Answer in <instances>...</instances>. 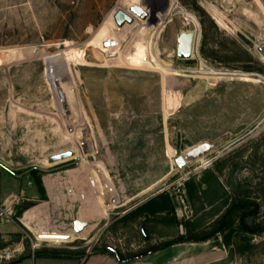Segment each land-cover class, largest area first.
I'll use <instances>...</instances> for the list:
<instances>
[{
  "label": "rangeland",
  "instance_id": "1",
  "mask_svg": "<svg viewBox=\"0 0 264 264\" xmlns=\"http://www.w3.org/2000/svg\"><path fill=\"white\" fill-rule=\"evenodd\" d=\"M122 4L0 0V167L26 198L31 185L44 196L36 176L71 168L85 210L104 214L91 231L36 238L38 249L24 238L26 251L133 258L172 242L171 264H264V0H139L148 17L117 26ZM144 28L172 72L149 47L151 64L124 60ZM102 30L121 42L112 59L91 41ZM80 48L83 62L65 60ZM161 193L173 210L138 211Z\"/></svg>",
  "mask_w": 264,
  "mask_h": 264
},
{
  "label": "crops",
  "instance_id": "2",
  "mask_svg": "<svg viewBox=\"0 0 264 264\" xmlns=\"http://www.w3.org/2000/svg\"><path fill=\"white\" fill-rule=\"evenodd\" d=\"M71 168L59 169L41 174V184L45 198H39L32 185L27 188L30 197L26 200L32 203L18 216L14 223L0 225V246L16 248L23 243L21 255L7 264H171L172 254L161 257L169 248H160L148 254L120 261L115 254L109 251H95L87 255L57 252L63 256L38 255L26 251L22 239V231L25 230L31 236L32 241L51 239L55 236L69 233H83L91 231L104 214L101 207L96 204L94 213L86 211L84 204L87 201V190L83 176L76 178ZM11 178L5 169L0 167V199L8 198L20 191V185ZM150 188V187H149ZM91 195V193H90ZM92 198H94L92 196ZM77 222L81 227L77 229ZM39 244L35 247L38 249ZM160 256L156 260L153 257Z\"/></svg>",
  "mask_w": 264,
  "mask_h": 264
},
{
  "label": "bare ground",
  "instance_id": "3",
  "mask_svg": "<svg viewBox=\"0 0 264 264\" xmlns=\"http://www.w3.org/2000/svg\"><path fill=\"white\" fill-rule=\"evenodd\" d=\"M122 5H120V7H123V5H128V6H132V5H135V4H138L139 3V0H122ZM143 6V5H142ZM206 9L208 10V12L212 15V17L216 20V22L222 26V27H228L226 21L224 20L223 18V15L214 7L212 6H206ZM146 11H148V7L145 8ZM137 17L134 15V18ZM111 18V16H110ZM112 19H110L111 21ZM195 20V19H194ZM196 23V22H195ZM197 25V24H196ZM146 28H144L141 33L139 34V37L137 38L136 42H135V45H134V48L129 50L127 53H126V56L124 60L129 61L130 64H143V65H147V64H151V60H154L155 62H157L156 60V55L155 53L151 50L152 49V41H145L143 39V33L145 31ZM111 39V38H114V37H108L106 35V32L104 30L100 31L99 33H97L95 36H93V38L91 39L92 43L96 46H99L102 50L104 48V40H107V39ZM145 47H149V49L151 50V60H147L146 56H145V53H144V49ZM76 49V48H75ZM147 49V48H146ZM118 49H116L113 53H111L109 56H112L110 59L114 58V54L116 53ZM148 52V51H147ZM16 53V52H15ZM9 54V53H8ZM11 54V53H10ZM9 54V55H10ZM150 55V54H149ZM15 57H19L20 56V53H16L14 55ZM13 57V56H12ZM263 58V57H261ZM66 61H74V62H83L84 61V50L83 49H78V50H74L72 52H70L67 56H66ZM64 60V61H65ZM127 62V63H129ZM64 64V63H63ZM169 65V64H168ZM168 65H164V64H161L160 61L159 63L157 62V65L156 68L157 69H160V70H163L164 72L166 73H169V72H172V68L169 67ZM152 67V66H151ZM62 70V69H61ZM214 74H225L223 72H213ZM232 74H235V73H232ZM213 78H221L220 76H214ZM246 78V77H245ZM250 79V78H249ZM63 80V85H65L66 87V90L68 91V84L66 82V80ZM216 80V79H215ZM214 83V82H213ZM170 109V107H169ZM59 120V119H58ZM72 146V145H71ZM74 146V145H73ZM72 146V147H73ZM76 146H74L75 148ZM71 149V148H70ZM73 152H75L73 149H71ZM75 155V153H74ZM73 155V156H74ZM71 156V157H73ZM42 162L45 163V161L47 163H49L47 161V158H43V160H41Z\"/></svg>",
  "mask_w": 264,
  "mask_h": 264
},
{
  "label": "built area",
  "instance_id": "4",
  "mask_svg": "<svg viewBox=\"0 0 264 264\" xmlns=\"http://www.w3.org/2000/svg\"><path fill=\"white\" fill-rule=\"evenodd\" d=\"M120 40L118 38H109L104 40L103 52L106 54L113 53L116 49L120 47ZM31 185V181L27 182ZM25 199L24 191L21 189L19 193L9 196L5 199H0V225L5 223H14L18 219L16 210L21 201ZM28 238L31 243L32 250L38 245L37 242H33L29 233L25 230L22 231V239ZM47 241V240H45ZM23 243L21 242L16 248H9L5 246H0V264H7L15 259H17L23 252Z\"/></svg>",
  "mask_w": 264,
  "mask_h": 264
},
{
  "label": "trees",
  "instance_id": "5",
  "mask_svg": "<svg viewBox=\"0 0 264 264\" xmlns=\"http://www.w3.org/2000/svg\"><path fill=\"white\" fill-rule=\"evenodd\" d=\"M36 179V183L39 187V189L41 191H43V186L41 184V176L38 175L35 177ZM45 198V195L42 197V199ZM241 204L238 205V207H240ZM27 207H29V205H19L17 207V210H16V213H17V216H19L22 211H24ZM164 209H169V210H173V206L171 204V201L167 195V193H161V194H158L156 195L155 197L149 199L148 201H146L145 203H143L139 208H138V211H145L147 212V216L150 217V215H153L157 212H161L163 211ZM209 236H202V237H190V239H193L195 241H203L205 239H207ZM169 244H172V242H170ZM169 244H165L163 246H155V247H152L150 249H148L147 251L143 252L142 254H140L139 256H135L133 258H124L120 253L116 252V251H113V253L115 254V256L117 257L118 260L120 261H127V260H130V259H135V258H139L149 252H152V251H155L157 249H160L164 246H167ZM36 254L38 255H50V256H63L57 252H53V251H46V250H42V251H38Z\"/></svg>",
  "mask_w": 264,
  "mask_h": 264
},
{
  "label": "water",
  "instance_id": "6",
  "mask_svg": "<svg viewBox=\"0 0 264 264\" xmlns=\"http://www.w3.org/2000/svg\"><path fill=\"white\" fill-rule=\"evenodd\" d=\"M167 8V6L164 8V10ZM152 16L155 14L153 12L150 13ZM134 15L137 17H140L142 19H146L148 17V13L145 10V8L142 7L140 4H135L130 6L129 11H126L124 9H117L113 13V19L117 26H123L125 23H132L134 21ZM74 155V152L72 150L67 151H61L58 154H55L49 158V162H56L60 160H64L68 157H71ZM176 163L179 167L186 166L187 162L182 155H178L175 158ZM81 227V223L77 222V229L79 230Z\"/></svg>",
  "mask_w": 264,
  "mask_h": 264
}]
</instances>
